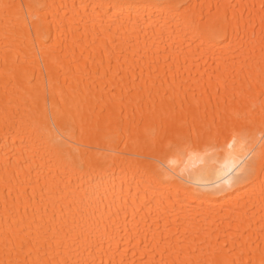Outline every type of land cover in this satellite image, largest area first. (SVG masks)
I'll list each match as a JSON object with an SVG mask.
<instances>
[{
  "label": "bare ground",
  "instance_id": "1",
  "mask_svg": "<svg viewBox=\"0 0 264 264\" xmlns=\"http://www.w3.org/2000/svg\"><path fill=\"white\" fill-rule=\"evenodd\" d=\"M262 168L264 0H0V261L264 264Z\"/></svg>",
  "mask_w": 264,
  "mask_h": 264
},
{
  "label": "snow or ice",
  "instance_id": "2",
  "mask_svg": "<svg viewBox=\"0 0 264 264\" xmlns=\"http://www.w3.org/2000/svg\"><path fill=\"white\" fill-rule=\"evenodd\" d=\"M111 139H115V137H110ZM262 170H264V168H262ZM262 188H264V185H262ZM262 194H264V192H262ZM0 264H29V262L27 260H21V259H13V258H8L5 259L3 261H0ZM32 264H36L35 261L32 262Z\"/></svg>",
  "mask_w": 264,
  "mask_h": 264
}]
</instances>
